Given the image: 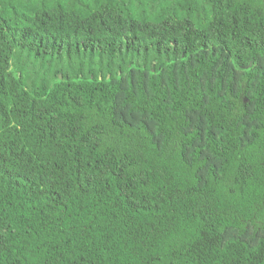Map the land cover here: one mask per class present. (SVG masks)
Here are the masks:
<instances>
[{"label": "trees", "instance_id": "trees-1", "mask_svg": "<svg viewBox=\"0 0 264 264\" xmlns=\"http://www.w3.org/2000/svg\"><path fill=\"white\" fill-rule=\"evenodd\" d=\"M0 264H264V0H0Z\"/></svg>", "mask_w": 264, "mask_h": 264}, {"label": "water", "instance_id": "water-1", "mask_svg": "<svg viewBox=\"0 0 264 264\" xmlns=\"http://www.w3.org/2000/svg\"><path fill=\"white\" fill-rule=\"evenodd\" d=\"M59 78H61V76L59 75Z\"/></svg>", "mask_w": 264, "mask_h": 264}]
</instances>
